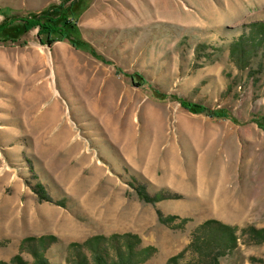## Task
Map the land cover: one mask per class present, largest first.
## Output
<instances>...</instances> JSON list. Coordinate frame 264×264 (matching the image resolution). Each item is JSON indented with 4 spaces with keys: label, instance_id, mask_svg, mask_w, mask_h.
Segmentation results:
<instances>
[{
    "label": "rangeland",
    "instance_id": "374dc122",
    "mask_svg": "<svg viewBox=\"0 0 264 264\" xmlns=\"http://www.w3.org/2000/svg\"><path fill=\"white\" fill-rule=\"evenodd\" d=\"M62 2L103 59L10 26ZM254 23L264 0H0V260L34 264L23 240L52 236L49 264H77L71 243L129 233L153 248L134 264H166L216 219L240 236L219 264H264V243L241 234L264 227V57L240 68L230 56Z\"/></svg>",
    "mask_w": 264,
    "mask_h": 264
},
{
    "label": "trees",
    "instance_id": "16d2710c",
    "mask_svg": "<svg viewBox=\"0 0 264 264\" xmlns=\"http://www.w3.org/2000/svg\"><path fill=\"white\" fill-rule=\"evenodd\" d=\"M17 22L18 24H15ZM10 23V26L15 27V33L38 28L39 35L41 37L46 36L48 42L53 41L55 38L68 39L74 46L86 49L96 57L103 59L102 56L96 54L90 45L76 37L73 32V30L76 29L74 10L70 4L67 6L65 2L48 7L40 13H33L23 17H12ZM7 27L6 25H0V34H2ZM253 29L254 31L252 34L238 38L233 41L230 46V56L240 68L248 66L252 57H264V23H254ZM14 38L16 40L17 37ZM117 71L122 72L121 68H117ZM130 76L132 80L139 85L148 83L147 79L139 73H133L130 74ZM153 94L160 100H166L170 97L177 99L184 108L190 111L205 113L209 116H229L226 109L213 110L201 104L188 102L177 95H170L157 89L153 90ZM237 231V226L225 224L216 219L206 220L197 228L187 248L178 255L172 256L166 264H182L181 259L188 250L191 251L190 264H219L220 257L226 255L237 246L238 239L240 238ZM243 233H249V240L253 243H264V227L256 228L254 225H249L241 229V234ZM131 239L136 241L138 237L137 235L129 233L123 235L113 234L110 237L95 236L84 243H71L68 249L69 251H74L71 252V255L76 253L77 259L75 258V262L77 264H134L146 258L143 257L141 260H134L140 252H145L149 255L153 248L146 247L138 252L135 250ZM52 240V236L27 237L23 240L22 248L24 249V246L28 245V249L34 251V264H49L48 259L44 256V252L47 249V244H50ZM104 242L113 247L116 251V255L110 259L106 255V247L102 246L105 244ZM35 243L39 246L35 247ZM82 246L89 247L92 250L93 255L91 261L78 250L79 247L81 248ZM39 248H42V251H44H36ZM10 263L27 264L19 254L15 255L10 262L0 260V264Z\"/></svg>",
    "mask_w": 264,
    "mask_h": 264
},
{
    "label": "bare ground",
    "instance_id": "6f19581e",
    "mask_svg": "<svg viewBox=\"0 0 264 264\" xmlns=\"http://www.w3.org/2000/svg\"><path fill=\"white\" fill-rule=\"evenodd\" d=\"M108 223V222H107ZM73 224V223H72ZM109 225H110V223H109ZM70 226V225H69ZM76 230V229H75ZM72 231H73V229H72ZM72 234V233H71ZM74 236V235H73Z\"/></svg>",
    "mask_w": 264,
    "mask_h": 264
}]
</instances>
